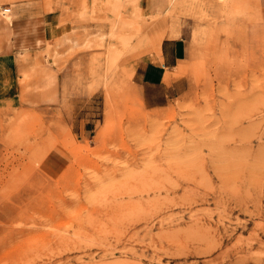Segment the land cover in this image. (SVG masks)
I'll list each match as a JSON object with an SVG mask.
<instances>
[{"label":"rangeland","instance_id":"obj_1","mask_svg":"<svg viewBox=\"0 0 264 264\" xmlns=\"http://www.w3.org/2000/svg\"><path fill=\"white\" fill-rule=\"evenodd\" d=\"M138 4L0 0L29 22L17 52H62L55 113L10 122L0 264H264V4L171 0L151 18ZM48 15L70 31L45 43ZM162 16L191 52L146 89L133 62ZM57 141L72 161L52 177L39 162Z\"/></svg>","mask_w":264,"mask_h":264},{"label":"crops","instance_id":"obj_2","mask_svg":"<svg viewBox=\"0 0 264 264\" xmlns=\"http://www.w3.org/2000/svg\"><path fill=\"white\" fill-rule=\"evenodd\" d=\"M138 1L140 13L146 18L161 16L171 7V0ZM204 1L211 3L215 9L220 8L222 3V0ZM225 1L230 6L234 2L256 1L264 4V0ZM11 14L12 17L0 15V164L10 153L12 141L9 129L15 114L30 110L55 113L62 99V67L56 59L62 56V52L56 45L52 52H17L23 26L29 22L27 18L17 19L16 7H11ZM158 19L146 34L150 44L140 49L139 52L143 53L133 62L135 82L146 89L175 83L179 79L175 75L191 52L186 28L178 29L166 16ZM43 24L45 43H49V38L57 41L70 31L66 25H61V19L56 15L44 17ZM46 58H49L48 62ZM71 161V150L57 141L44 152L39 169L55 177L69 167Z\"/></svg>","mask_w":264,"mask_h":264},{"label":"built area","instance_id":"obj_3","mask_svg":"<svg viewBox=\"0 0 264 264\" xmlns=\"http://www.w3.org/2000/svg\"><path fill=\"white\" fill-rule=\"evenodd\" d=\"M11 12L10 8H3V7H0V13H3L4 15H7Z\"/></svg>","mask_w":264,"mask_h":264},{"label":"bare ground","instance_id":"obj_4","mask_svg":"<svg viewBox=\"0 0 264 264\" xmlns=\"http://www.w3.org/2000/svg\"><path fill=\"white\" fill-rule=\"evenodd\" d=\"M0 15H4L3 13H0Z\"/></svg>","mask_w":264,"mask_h":264}]
</instances>
